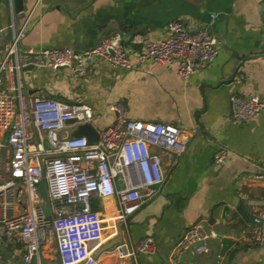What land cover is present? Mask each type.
I'll return each instance as SVG.
<instances>
[{
	"label": "crops",
	"instance_id": "crops-1",
	"mask_svg": "<svg viewBox=\"0 0 264 264\" xmlns=\"http://www.w3.org/2000/svg\"><path fill=\"white\" fill-rule=\"evenodd\" d=\"M205 1L214 14L211 27L218 39V52L189 78L179 77L175 66L142 64L123 69L96 59L86 63L87 76L81 81L68 68L21 69L26 97L88 105L93 109L91 124L98 131L114 121L110 106L120 101L128 118L174 123L186 136L177 158H168L153 147L163 157L165 181L156 196L120 225L122 241L130 249L141 238L151 236L155 253L122 259L112 252L99 254L103 264H168L177 240L196 222L203 224L205 234H213L206 240L208 252L184 255L180 264H264V246L250 236L252 217L264 207V183L254 177L264 159V114L236 124L231 119L230 102L232 95L264 98V0ZM196 3L22 0V10L16 11L14 0H0V59L13 32L19 31L20 49L82 52L112 35L122 40L142 33L153 41L163 39L165 26L172 20L182 21L190 30L206 28L199 13L195 15ZM132 51L134 56L138 50ZM234 55L255 57L245 60L235 72L238 60ZM5 136L0 132L1 143ZM219 148H225L227 155L216 161ZM18 190L23 191L20 181L0 191V221L4 214L18 212L15 198L9 195ZM5 201L11 204L7 206ZM92 209L101 216L110 215L115 200H93ZM222 238L231 241L223 253ZM22 254L18 236L11 243L0 236V264H59L51 242L41 247L38 260L25 263Z\"/></svg>",
	"mask_w": 264,
	"mask_h": 264
},
{
	"label": "built area",
	"instance_id": "built-area-1",
	"mask_svg": "<svg viewBox=\"0 0 264 264\" xmlns=\"http://www.w3.org/2000/svg\"><path fill=\"white\" fill-rule=\"evenodd\" d=\"M20 38L21 31L13 32L0 59V132L7 138L6 144L0 142V191L13 187L15 181L23 184V191L9 194L15 198L18 212L3 215L0 236L7 243L18 236L25 263L38 260L41 247L51 242L59 264H103L95 253L118 236L120 225L156 196L165 181L163 157L153 147L168 158H177L186 136L174 123L130 119L124 104L116 101L110 106L114 121L98 131L96 142L72 137L70 132L76 125L91 123L93 109L48 97H26L21 69L64 67L81 81L87 76L86 63L96 59L123 69L142 64L175 66L176 74L186 79L215 58L218 39L206 28L190 30L180 20L168 22L165 37L157 41L142 33L133 35L130 43L141 45L134 56L132 48L125 47L116 35L82 52L69 48L20 49ZM230 102L231 119L236 124L264 114V98L258 95H232ZM5 148L6 154H2ZM226 155V149L219 148L214 158L220 161ZM254 177L264 183V159ZM40 183L44 184L49 216L43 211ZM110 197L115 200L112 214L101 216L92 209L93 200ZM108 230L113 233L105 238ZM210 235L205 234L201 222L187 227L168 264H180L184 255L207 253ZM250 236L264 246V207L252 217ZM155 251L154 239L145 236L133 249L122 241L100 254L112 252L122 259Z\"/></svg>",
	"mask_w": 264,
	"mask_h": 264
},
{
	"label": "water",
	"instance_id": "water-1",
	"mask_svg": "<svg viewBox=\"0 0 264 264\" xmlns=\"http://www.w3.org/2000/svg\"><path fill=\"white\" fill-rule=\"evenodd\" d=\"M22 0H14L15 3V10L16 11H21L22 10V4H21ZM208 3H206L205 0H197V3L195 4V15H197L199 13V20L201 22H203L204 24H206V30L208 33L212 34V27H211V21L212 18L214 16L213 12H211L208 9L207 6ZM138 34V33H137ZM130 36L126 35L125 37L122 38V42L124 44L125 47L127 48H133L136 49L138 51L141 50V45L140 44H132L130 43ZM253 57H249V58H244V56H238V55H234V58L236 60H238V64L235 68V72L237 71V69L239 67H241L243 65V62L247 59H252ZM33 66H28L25 69H32ZM64 67H58V69H63ZM74 120H68L67 123H72ZM70 136L72 137H85L88 143H94L98 140L99 138V132L98 130L91 124V123H83V124H78L76 125L70 132ZM38 191L44 201L43 204V211L45 213L46 216H49V205H48V200H47V196H46V192H45V188H44V184L40 183L38 186ZM211 211V210H210ZM122 243V237H121V229H118V236L110 239L108 242H106L101 248L100 250H98L95 253V257H97L102 251L108 250L111 247H113L116 244ZM231 241L228 238H222L221 239V244H222V248H221V253H223L225 251V249L230 245Z\"/></svg>",
	"mask_w": 264,
	"mask_h": 264
},
{
	"label": "rangeland",
	"instance_id": "rangeland-1",
	"mask_svg": "<svg viewBox=\"0 0 264 264\" xmlns=\"http://www.w3.org/2000/svg\"><path fill=\"white\" fill-rule=\"evenodd\" d=\"M7 142V138L5 136V139L2 141L3 144H6ZM142 209V208H141ZM141 209H139L138 211H140ZM109 231V230H108ZM108 231H106L105 233V238H108L112 233H109ZM54 245V244H53ZM145 256H148V255H145ZM139 260V259H138Z\"/></svg>",
	"mask_w": 264,
	"mask_h": 264
},
{
	"label": "bare ground",
	"instance_id": "bare-ground-1",
	"mask_svg": "<svg viewBox=\"0 0 264 264\" xmlns=\"http://www.w3.org/2000/svg\"><path fill=\"white\" fill-rule=\"evenodd\" d=\"M108 214V213H107ZM109 215V214H108Z\"/></svg>",
	"mask_w": 264,
	"mask_h": 264
}]
</instances>
